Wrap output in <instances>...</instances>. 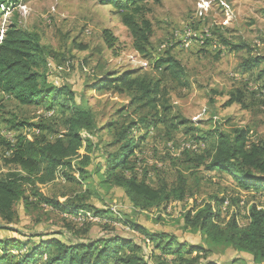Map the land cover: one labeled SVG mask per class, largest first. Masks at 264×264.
Instances as JSON below:
<instances>
[{"label":"rangeland","instance_id":"rangeland-1","mask_svg":"<svg viewBox=\"0 0 264 264\" xmlns=\"http://www.w3.org/2000/svg\"><path fill=\"white\" fill-rule=\"evenodd\" d=\"M134 7L141 9L136 19H146L152 25L151 48L146 57L135 51L117 8L101 4L99 0H20L17 7L8 3L0 5V38L12 22L39 35L42 43L56 54L47 66L49 80L70 85L78 100L84 98L92 107L102 128L94 137L84 133L83 137L92 139L95 149L88 155L87 166L79 158L73 164L75 171L64 172L72 181L62 173L57 180L46 184L35 182L26 188L29 204L17 203L18 222L10 226L19 233L1 229L0 238L26 240L24 235L72 232L79 234L80 240L89 241L102 236L104 227L109 226L110 230L115 228L143 242L142 235L122 228L115 221L121 217L197 243L200 235L196 231L184 232V216L192 209L198 211L207 204L215 210L220 208L221 217L217 222L222 226L233 215H237L241 226L248 225L253 205L264 210V192L244 190L223 173L206 172L205 168L189 162L208 146L196 141L203 133L215 130L232 133L235 129L250 128L251 142L264 138V76L258 79L264 63L252 73L246 74L242 68L243 61L250 56L264 58V0H148ZM105 31L117 39L114 51L103 40ZM215 42L220 44L217 49ZM232 46L244 48L233 51ZM167 54L182 64L187 86L163 76L162 70L155 68L156 61ZM127 72L139 78L161 79L158 114H164L171 123L187 122L186 126L170 132L167 127L151 129L136 154L140 160L139 175L143 177L147 169L146 178L151 186L156 187L162 180L178 184V179L183 178L187 189L183 201L174 200L165 207L143 211L133 207L123 189L102 183L104 170L98 169L105 164L103 150H113L106 145L112 143L115 132L126 123L138 122L141 117L156 113L134 102L127 94L92 90L99 80ZM236 90L245 92L246 109L235 104L227 107L230 93ZM164 107L168 112L162 113ZM47 112L42 106H24L13 98L0 96V137L7 140L5 132L16 130L9 121L30 124L27 137L31 139L38 134L36 125H49L53 132L64 131L60 117L45 118ZM108 124L113 125L112 131L105 129ZM188 128L198 132L194 134ZM53 132L42 131V134L53 140L56 136ZM142 134L143 129L133 131L135 137ZM195 146L200 150L194 149ZM7 156L0 140V176L17 171L5 163ZM80 169L84 175L79 174ZM37 192L60 203L87 204L109 213L102 218L89 213L76 217L63 214L41 203L34 196ZM215 249L220 256L210 258L219 261L229 251L225 246L215 245ZM228 254L231 259L235 256L233 252Z\"/></svg>","mask_w":264,"mask_h":264},{"label":"trees","instance_id":"trees-1","mask_svg":"<svg viewBox=\"0 0 264 264\" xmlns=\"http://www.w3.org/2000/svg\"><path fill=\"white\" fill-rule=\"evenodd\" d=\"M141 1L148 0H99L101 4L117 8L123 25L133 39L135 51L146 57L151 48L153 30L148 20L136 19L141 9L134 6ZM19 2L20 0H0V5L8 3L17 7ZM103 40L108 49L115 50L117 39L111 32L105 31ZM223 42L228 46L232 45L226 40ZM243 48L244 46H232L231 50L239 51ZM55 57L56 54L42 43L39 35L23 30L15 22L6 28L0 44L2 98H13L24 106L46 108L48 112L45 118L54 119L59 116L64 131L53 132L49 125H36L35 131L38 134L31 139L27 137V131L32 127L30 124L9 121L16 130L7 132L15 134L16 143L1 137L0 140L8 155L5 163L15 167L17 171L0 176V230L19 233L18 229L10 226L18 222L17 203L22 201L27 206L29 204L26 188L32 187L35 182L46 184L57 180L62 173L72 181L73 178L64 172L75 171L73 164L79 158L81 164L87 166L90 161L88 155L95 149L92 139L83 137L84 133L94 137L102 129L98 126L92 107L84 98L78 100L70 85L55 84L49 80L47 66L50 58ZM261 63H264V58L250 56L243 61V72L251 73ZM155 68L162 70L163 76H169L173 81L187 86L186 71L171 54L157 60ZM263 76L264 69L260 71L258 79ZM99 81L92 90L127 94L134 102L142 103L156 112L150 117H141L138 122L126 123L115 132L112 143L106 145L114 151L103 150L105 164L98 169L104 170L102 183L123 189L133 207L143 211L165 207L174 200L183 201L187 192L183 178L178 179V184L162 180L153 187L147 182V169H144L143 177L139 175L140 160L136 154L147 140L151 129L167 127L170 132L179 129L181 125H187L185 121L171 123L164 114H158L162 80L139 78L136 74L134 76V73L127 72L112 74ZM245 97L244 91L236 90L230 93L226 105L228 107L235 104L246 109ZM56 108L59 111L56 112ZM163 112H168V109L164 107ZM112 126L108 124L105 129L111 130ZM135 129H143V134L135 137ZM42 131H51L56 136L51 140ZM190 131L194 134L198 132L194 128ZM251 132L250 128H239L232 133L220 130L203 133L196 141L199 144L208 143V146L189 159V162L195 163L197 168H205L206 172L223 173L237 181L244 190L264 192V138L251 142ZM82 151L86 153L83 154ZM79 171V174H85L82 169ZM34 196L45 206L74 217L80 213H89L92 217L102 218L109 213L87 204L60 203L38 192ZM220 217V208L215 210L211 204L185 214L184 232L196 231L200 235L197 243L184 240L175 233L149 229L137 221L121 217L115 221L122 228L126 227L142 235L143 242H138L133 236H126L115 228L110 230L109 226L104 227L102 236L89 241L80 240V235L72 232H57L47 236L24 235L26 240L0 238V264H264V210L253 205L249 210V224L246 226L240 225L237 215H233L222 226L217 222ZM215 245L225 246L229 250L224 254L226 258L221 256V261L210 258L213 255L220 256ZM229 252L235 253L233 259L229 257Z\"/></svg>","mask_w":264,"mask_h":264},{"label":"built area","instance_id":"built-area-1","mask_svg":"<svg viewBox=\"0 0 264 264\" xmlns=\"http://www.w3.org/2000/svg\"><path fill=\"white\" fill-rule=\"evenodd\" d=\"M0 96H4L2 93H0ZM6 137H14L15 140V134L13 132H5ZM197 146L194 147V149H196ZM226 203V202H225Z\"/></svg>","mask_w":264,"mask_h":264},{"label":"bare ground","instance_id":"bare-ground-1","mask_svg":"<svg viewBox=\"0 0 264 264\" xmlns=\"http://www.w3.org/2000/svg\"><path fill=\"white\" fill-rule=\"evenodd\" d=\"M3 39H4V35H2V37L0 38V44L2 43ZM6 139L9 140V141H11V142H14V138L13 137H6Z\"/></svg>","mask_w":264,"mask_h":264},{"label":"crops","instance_id":"crops-1","mask_svg":"<svg viewBox=\"0 0 264 264\" xmlns=\"http://www.w3.org/2000/svg\"><path fill=\"white\" fill-rule=\"evenodd\" d=\"M220 46V44L219 43H217V42H215V44H214V47L217 49L218 47ZM259 67H260V65H259ZM258 68V67H257ZM264 69V68H263ZM262 70V69H261ZM252 73V72H251Z\"/></svg>","mask_w":264,"mask_h":264}]
</instances>
